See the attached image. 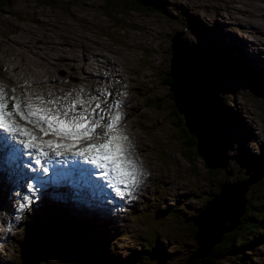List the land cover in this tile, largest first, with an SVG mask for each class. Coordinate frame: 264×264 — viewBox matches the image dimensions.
I'll return each mask as SVG.
<instances>
[{
    "label": "rangeland",
    "instance_id": "obj_1",
    "mask_svg": "<svg viewBox=\"0 0 264 264\" xmlns=\"http://www.w3.org/2000/svg\"><path fill=\"white\" fill-rule=\"evenodd\" d=\"M154 1L158 8H137L138 5L135 6L133 0H6V4L0 8V28L7 31L6 27L13 26L14 34L19 38L25 37V32L21 26H26V28L32 26L40 29L43 26V30L46 29L50 32L38 41V47L16 46L8 50L2 49L0 51V76L2 75L3 78H8L14 82L16 80L15 84L32 80V76L30 78L27 74L24 76V69L6 68L8 61L5 58L8 57L11 60L14 56L24 59L28 65H33L37 61L36 56L38 57L43 51L48 50L57 63L52 67L51 61L47 60L43 63L46 64L47 71L51 70L49 73H53L55 77L40 84L37 82L34 84L35 86L44 85L50 80L60 90L62 96H71V100L79 95V91L86 92L89 88H94V95L100 100L92 101L89 106L84 105L89 109L96 103L102 104L103 98L115 96L113 91H106L103 86L112 85L115 81H126L128 79L126 71L130 69L133 70L131 75L136 77L142 91L148 95V98L150 100L157 99L155 104L158 106L150 107L147 103H143L142 97L133 92L136 83L128 87L129 92L132 93L131 99L133 101L138 100L142 107L140 109L131 108L126 115L130 114L133 119L141 121L139 115L144 113L149 118L148 129L134 125L146 131L149 134L148 137L142 132L134 130L133 142L136 144L139 155L150 157L154 166H156L155 159H157L160 167L155 172V180L159 182L153 181L150 185L153 188L155 185L156 195L145 201L144 209L146 212L151 210L141 217L142 221L135 220L133 215L129 213L126 217L117 218L115 223L108 224L109 232L113 231L114 234L113 237H108L101 244V247L107 255L122 260L121 264H174L173 262L179 258L184 259V254L186 255V253H190L199 247L194 235L198 227H195L193 222L194 231L188 225L189 210H195L196 207L197 212L191 211V213H194L193 218L197 216L201 208L211 198V194L218 190V185L222 181L224 183L238 180L245 182L249 176L247 174L249 165L246 166L242 162L244 159L252 161L253 165L264 164V146L261 144V142L264 144V95L256 94L255 78L251 75L253 72L251 74L240 72L236 63L228 61L229 58L222 51H217L208 45V39L202 37L200 32L192 26L193 21H199L209 36L231 48V51L237 55L244 57L247 55V60L253 69L260 68L264 71V0ZM17 24L20 26L15 27ZM66 28L75 41L70 45L56 42V46L68 47L65 49L67 51L69 48H87V45H90L93 51L87 48V55L84 54L85 56L81 55L76 58H73L69 52H64L59 55L61 56L60 59L57 58L55 50L52 49L54 47L45 44L44 40L49 38L51 34L50 38L60 40L58 33L61 30L65 31ZM2 35L4 34L0 31L1 40L4 39ZM174 36H178L179 40L182 41L181 47L183 51L186 50L187 58L190 57V52L194 55L199 51L186 45L202 43L214 50L221 64L219 94L234 109L233 114L230 115L234 123L228 122L229 136L232 142L228 151L230 158L229 160L224 158L223 164H217L211 160L212 166L217 167L216 170L209 169L203 154L198 153V148L192 149L191 152L195 153L193 158L188 159L187 156H184L180 138L176 129L171 125L170 112L175 109L174 100L172 96H168L170 95V88L167 84L162 83V76H164L165 68L168 67V61L171 65L169 50L172 49ZM199 46L202 48L201 45ZM235 47L238 49L236 50ZM98 51L103 55L100 58L102 65H98L95 59ZM202 54L206 57L205 52ZM186 57L184 60L187 59ZM40 58L42 60V57ZM104 63L108 64L104 65ZM62 65L73 75V81L57 72V69H60ZM98 68L101 69V72H98L100 70ZM104 68L110 69L106 73L105 70H102ZM3 69L7 75L2 72ZM246 72H250L249 69H246ZM49 73H46V76ZM91 73L99 76L98 79L100 80L104 75L110 77L109 79H102V82H97L92 78L93 76H90ZM142 75H144L145 81ZM14 77H17L18 80ZM20 78L21 80L25 79L21 81ZM221 88L222 91H220ZM226 99H231L233 104L229 100L227 102ZM244 113L246 116L252 117V120L245 118ZM180 116L182 117L181 114ZM176 117L174 118L177 119ZM242 127H247L250 133L256 129L258 136L250 135L247 129L242 130ZM152 146L155 148L153 154H150ZM223 153L225 150L222 149V155ZM171 157L172 160L169 162ZM173 157L175 159L172 165ZM254 168L260 169L261 167ZM160 169L171 172L173 188L177 191L169 197L165 205L161 204L167 195L168 184L160 182L162 180V174H158ZM1 184L5 190L4 182ZM158 185L160 186L158 187ZM232 190V193L236 191L240 193V186ZM4 192L7 194L8 191ZM241 192H243V188ZM244 195L252 203L248 206L247 213L251 214V219L258 224L254 230L242 234L247 237V244H243L241 248L242 259L236 260L233 255H229L223 260V264H264V176L251 181L246 187ZM4 196L0 192V200ZM18 197L17 195L16 202ZM9 204H12L10 199L7 198L3 201V205ZM170 204H173V208L181 211L180 214L184 215L185 221H181L179 218V211L170 209L164 213L159 212ZM138 206L136 205V207ZM74 208V205H69L67 208L61 207L59 210L61 213L59 217L62 220L59 222L62 223L60 225L62 230L69 227V221H72L71 225L74 224L76 220L74 218L77 216L73 212ZM10 210H12V206L8 207L7 212ZM136 211H142V209H133V212ZM3 216V213L0 212V223ZM59 217L56 216L55 218L59 219ZM82 218L87 223L84 222L83 225H79L81 230L70 229L72 236L76 235L74 238L79 244L84 243V240L88 239V233H92L100 224L98 214L91 215L89 219ZM236 218V216L233 218L231 225L225 227H232L236 223ZM225 227L220 229L203 250H198L197 254H207L211 244L221 237V232ZM16 229L11 236L0 226V230L5 233L3 234L5 239L0 241V264H25L24 256L21 257L22 243L26 239V234L22 232L23 221ZM78 231L80 232L78 233ZM76 233L84 240L80 239ZM93 236L97 235L90 236L91 243L94 240ZM174 250L177 252L173 253L170 258L167 260L163 258L164 252L170 255ZM35 253L42 260L41 264H83L82 260L77 257L79 255L73 252L70 243L54 249H49L42 243L38 247L35 246ZM91 262L88 261L86 264H93Z\"/></svg>",
    "mask_w": 264,
    "mask_h": 264
},
{
    "label": "snow or ice",
    "instance_id": "obj_2",
    "mask_svg": "<svg viewBox=\"0 0 264 264\" xmlns=\"http://www.w3.org/2000/svg\"><path fill=\"white\" fill-rule=\"evenodd\" d=\"M11 93L9 96L6 86L0 84V147L15 150L16 146L20 145L24 149L34 150L26 154L34 157L36 165H44L41 171L45 174L49 172L46 166L48 161H42L40 157L49 158L50 153H54L55 157H65V159L75 160L76 163L81 162L76 158H82L93 166L94 177H103L113 186L117 195L123 197L127 194L129 198H132L131 194L137 190L145 173L140 158L132 155L134 145L125 134L126 130L118 127L124 119V114L120 111L124 106L123 100H116L113 104L105 103L104 107L111 114V119L104 125L102 133H97V129L105 120L104 109L101 103H96L89 113L84 105H91L92 101L98 100L99 97L82 98L78 95L65 107L60 98L45 99L43 96H29L27 93L18 91L16 87H12ZM9 101L12 103L10 104ZM78 105L81 106L79 109ZM113 108L116 109L114 113H112ZM97 109L101 111L97 112ZM77 111L79 115L70 116V113ZM93 114L97 119H92ZM17 115L25 121V124L38 127L44 136L53 133L80 141L91 139L92 134H97L105 142L88 144L84 148L72 151L75 145L42 140L34 134L32 129L20 125L15 120ZM113 130L117 131V135H109V132ZM61 148L67 149L71 155L65 156V153L58 150ZM29 188L34 191L33 185L30 184ZM31 199L25 197L24 203L18 207L19 213L22 214L29 207ZM19 218L18 215L17 219Z\"/></svg>",
    "mask_w": 264,
    "mask_h": 264
},
{
    "label": "bare ground",
    "instance_id": "obj_3",
    "mask_svg": "<svg viewBox=\"0 0 264 264\" xmlns=\"http://www.w3.org/2000/svg\"><path fill=\"white\" fill-rule=\"evenodd\" d=\"M37 20H38V17H37ZM46 25L49 28L48 24ZM18 26L20 25L18 24L15 25V27H18ZM21 27L23 28L25 32L24 38H19L14 34L13 26L10 28L6 27L8 29L7 31L5 29L0 28L1 29L0 31L2 32V34H4L2 35L4 36V39L3 40L0 39V51L2 49H5V50L12 49V48H15L16 46H20V47L28 46L29 48L38 47V41L42 40L44 35L50 34L48 30L46 29L43 30L44 28L43 26L41 29L35 28L32 26L31 27L29 26L30 28L28 27L26 28V26L25 27L21 26ZM50 36L49 38L44 40V43L52 45L54 47L52 49L55 50V55H57L58 56L57 58L59 59L61 57L59 55H62L64 52H69L73 58H76L77 56H81V55L85 56L84 54L87 55L88 54V52L86 51L87 48L93 51L90 45H87V48L85 47L69 48L67 51L65 49L68 47L56 46L55 45L56 42L60 44L70 45L75 41L69 35L67 28L65 29V31H62V30L59 31L58 36H60V40H55L53 38H50ZM179 44L181 45V41L179 40L178 36H174L175 52H174L173 67H172V74L174 76V84L171 86L172 92L174 90L177 96V100L174 97V102L175 104L178 102V104L184 110H186L187 115H188V122L193 127V129L195 128L199 132L201 136V140H200V144H197V145H199V151L205 157L204 160L206 159L205 162L207 161V164L210 167L212 166V161L217 162V164H223V160L225 157L222 155V149H224L223 147L226 146L227 136H225V141H224L225 145H223L224 143L222 141V133H223L222 125H221V138H220V132L218 128V122H220L221 120V123H222L223 117L221 113V106L216 96V94L218 95V91L216 87L217 86L216 80L218 79V76L213 71L214 62L212 61L211 58L209 57L205 58L202 54H200L201 56H197L196 58L193 57V61L190 64H188L186 60L182 61L181 56L179 55L181 53ZM101 56L103 55L100 53V51H98L95 55V59L98 65L103 64L100 60ZM40 57H42V60ZM36 59L37 61L33 65H28L25 62V60L21 58H17L14 56H12L11 60L8 57L5 58V60L8 61L7 65L5 66L6 68H10L12 70L16 68L20 70L24 69L25 70L24 76H26L25 74H27L29 78L30 76L33 77L32 80H29V81L26 80V82L16 84L18 88L24 89V86H27V85L33 86L37 82L40 84L45 80L55 77L53 73H49L51 72V70L49 72L47 71V66L46 64L43 63V61H46V62L47 60L51 61V67L57 63L55 59L53 58V56L51 55L50 51L48 50L43 51L40 56L38 57L36 56ZM107 64L104 63V65H107ZM109 65L111 66L110 63ZM109 69L110 68H107V69L104 68L102 70L103 71L105 70V72L107 73ZM2 72L6 74L4 69ZM30 72L32 73V75ZM98 72H101V69L98 70ZM46 73H49V75H47L49 76V78L46 76ZM17 74L19 75V73ZM118 75L121 76L120 73H118ZM90 76H93L92 78L97 80V82H102L103 81L102 79H109L110 77L108 75L107 76L104 75L103 78L100 80L98 79L99 76L97 75H94L91 73ZM180 76H181V80H180ZM14 78L16 79L17 77H14ZM6 80H8V78ZM181 81L185 82L184 83V94L183 92H181V88H180ZM212 92H213V98H212ZM231 145L232 144L230 141V147ZM134 147L136 150V154L139 155V153L137 152V147L135 143H134ZM201 153L199 154L202 155ZM144 176H146V173ZM226 188L227 186L224 187V192L222 193V195L216 198L213 201V203L210 204L200 216L198 217L195 216L196 217L195 220L200 224V225L199 224L196 225L198 227V230L195 235L197 244L201 246L199 250H203L204 247L207 246V244H209L210 240L213 237H215V235L218 234L220 229L224 226L223 225L224 220H229L231 224L233 221V218H235V216L238 217V214L242 208V204L244 200L243 195L240 194L238 191H236L235 193H227ZM241 190H242V187L240 188V191ZM226 229L227 227H225L222 230V232ZM222 232H221V235H222Z\"/></svg>",
    "mask_w": 264,
    "mask_h": 264
},
{
    "label": "trees",
    "instance_id": "obj_4",
    "mask_svg": "<svg viewBox=\"0 0 264 264\" xmlns=\"http://www.w3.org/2000/svg\"><path fill=\"white\" fill-rule=\"evenodd\" d=\"M133 1L135 2L134 3L135 6L138 5L137 8H140V7H145V8L148 7L150 9L158 8L155 5L154 0H149V1L148 0H133ZM5 4H6V0H0V8H2ZM193 26L198 27V25L196 24H194ZM181 45H182V41H181ZM181 45H180V50L182 52L183 48L181 47ZM208 45L211 46L210 43H208ZM173 47H174V43H173ZM207 48L210 49L211 52H213L211 47L210 48L207 47ZM169 52L171 53V59H172V54L174 57L175 48L170 49ZM179 55L181 56V59L183 58L182 59L183 61L185 58L184 53H180ZM189 55L190 57L188 58L186 57V58L190 61H193L191 60L193 59V57L196 58L197 56H200L199 54L193 55V53L191 52ZM228 57L231 59L230 56ZM235 62L237 64L238 70L244 73L245 68L242 64L241 58L235 57ZM172 67H173V64L171 62V68H165L164 76H162V83L168 84L167 86H169L170 88L169 90L170 95L168 96H172L173 100L175 97V99L177 100L176 92L174 91L172 92L171 90V86L174 84V76L172 74ZM255 76H256L255 83H256L257 94L264 95V71H262L261 73ZM180 80H181V76H180ZM184 83H185L184 81L180 82L181 92L184 88ZM174 108L175 109L170 112V116L172 117L171 125L176 129L177 135L180 138L182 149H184L182 151L186 154V156H188L191 159L193 158L195 154L194 152H191L192 149L196 150L198 148V153L200 152L199 145L197 144H200L201 136L199 132L195 128L194 130L193 127L188 122L186 110L182 109V107L178 104V102L176 106L174 105ZM179 113L182 115V117L180 116ZM175 116H177L176 117L177 119L174 118ZM206 165L209 167L210 170H216L217 168L216 166L210 167L207 164V161H206ZM249 177L250 175L244 182V183L247 182V184L243 185L244 188L247 187L248 184L251 182ZM241 187L242 186H240V188ZM228 191H230V189ZM249 205H252V203H251V200L248 199L247 197L245 202H243L242 204V208L238 214V217L236 218V223L232 227L227 228L226 230L223 231L221 237L215 240V242L212 244L210 248V251L207 254L205 255L197 254L198 250L201 248V246L199 245L197 249L193 250L190 253H186V256L184 257V259L180 260L179 258L180 261L177 260L175 264H223V260L225 258H227L229 255H234V254H235L234 258H236V260L241 259L242 254L240 253H241L242 245L247 244L244 237H242V234L244 231L254 230L258 224L257 222H255V220L251 219L252 215L247 213L249 210V207H248ZM195 219L196 217L192 218L191 222L189 219L188 223L192 224ZM197 224L199 223L197 222ZM229 224H230L229 220H226L223 222L224 226H228ZM75 236H72L70 231L68 232L65 231L64 233H61V231H59L56 228H52L51 230L41 228V231L33 230L29 232V234L26 236L21 257L24 256L25 264H29L30 262L32 264L34 263L40 264L41 260H39V256L35 253V246L38 247V245H42V243H44L49 249H54V248L63 247L64 245L70 243L73 252L79 255L77 257H79V259L82 260L81 262L83 264H86L88 261H92L91 263L93 264H121V262L118 261L117 259H112L110 255H107L102 249V247L98 243H95L94 240H93V243L79 244L75 240L74 238ZM147 254H150V253H147ZM34 256L38 257L37 258L38 260ZM107 256H110V257H107Z\"/></svg>",
    "mask_w": 264,
    "mask_h": 264
},
{
    "label": "clouds",
    "instance_id": "obj_5",
    "mask_svg": "<svg viewBox=\"0 0 264 264\" xmlns=\"http://www.w3.org/2000/svg\"><path fill=\"white\" fill-rule=\"evenodd\" d=\"M173 43H174V37H173V39H172V48L174 49V47H173ZM186 46H188V45H186ZM188 47H192V46H188ZM193 47H195V46H193ZM195 48H198V47H195ZM198 49H200V48H198ZM173 53V52H172ZM198 53H196V55H197ZM186 60V62L188 63V61H189V63L188 64H190V60H188V59H185ZM170 61L172 62V64H173V54H172V59L170 58ZM184 61V60H183ZM217 68V67H216ZM217 70H219V68L217 69ZM219 72H221V68H220V70H219ZM220 78H221V74H220ZM220 80V79H219ZM168 85V84H167ZM219 81H218V83H217V91H218V96L220 97V100L222 101V103H223V105H224V110H225V113H226V124H225V127H226V129H227V131H226V133L228 134V136H229V128H228V122H230L231 121V123L233 124L234 123V121L231 119V114H233V112H234V109L231 107V106H229L225 101H223L222 100V97L220 96V94H219ZM223 89L221 88V90L220 91H222ZM174 91V90H173ZM227 100V102H228V100H229V102L231 103V99H226ZM225 103V104H224ZM176 106L177 105V103L176 104H173V106ZM184 114V113H183ZM228 116H229V121H228ZM218 122V121H217ZM218 128H219V125H218ZM219 132H220V128H219ZM221 138V137H220ZM229 139H230V136H229ZM229 150V149H228ZM228 150H227V152L225 151V153H223V156L225 157V156H228V158H227V160H229V158H230V156H229V153H228ZM182 154L184 155V156H186V154L182 151ZM187 158L188 159H190L188 156H187ZM244 160H246V162H248V163H245V165L246 166H250L251 164H252V161H250V160H247V159H244ZM252 166V165H251ZM250 166V167H251ZM252 168V171L253 170H255L256 168H254L253 166L251 167ZM263 173V175H262V177L264 176V170L262 169V168H260V169H256L255 170V172H252V173H257V174H260V173ZM247 174L248 175H250L251 176V174L250 173H248L247 172ZM261 177V178H262ZM250 178V177H249ZM260 179V178H259ZM239 181V180H238ZM223 182V181H222ZM222 182H221V184L220 185H218L219 186V188H218V190H217V193L215 192V194L213 195V196H211V198H209L208 199V201L205 203V206L203 207V208H201V211L197 214V216L196 217H198L199 215H201L202 213H203V211L211 204V202L215 199V198H217V196L218 195H220L221 193H222V186L225 184L224 182H223V184H222ZM232 181H230V183H231ZM234 182H236V181H234ZM240 182V181H239ZM233 183V182H232ZM233 191V190H232ZM242 192L240 191V194H241ZM244 197V196H243ZM245 198L247 199V197L245 196ZM195 212H197V209L195 210ZM194 212V213H195ZM194 213L193 214H191L190 215V217H189V219H190V222L192 221V218H193V216H194ZM194 225H195V227H196V225H197V222L194 220ZM186 224H188V223H186ZM188 225H190V227L195 231V228H193V226L194 225H192V224H188ZM247 231H244V233H246ZM223 233V232H222ZM196 235V234H195ZM245 236V235H244ZM242 237H243V235H242ZM241 237V238H242ZM163 249H166V248H163ZM162 249V250H163ZM175 252H177V251H172L171 253H170V255H172L173 253H175ZM235 255V254H234ZM233 255V256H234ZM184 256H186L185 254H184ZM183 256V257H184ZM163 258H166V260L168 259V258H170V256L168 255V254H166L165 252H164V254H163ZM182 258V257H181ZM181 258H180V260H181ZM176 262H174V264H175Z\"/></svg>",
    "mask_w": 264,
    "mask_h": 264
},
{
    "label": "water",
    "instance_id": "obj_6",
    "mask_svg": "<svg viewBox=\"0 0 264 264\" xmlns=\"http://www.w3.org/2000/svg\"><path fill=\"white\" fill-rule=\"evenodd\" d=\"M188 47V46H187ZM193 48H195V47H191V49H193ZM196 51H199L198 53H199V55L200 54H202L204 51L203 50H201V49H198V48H196L195 49ZM188 52V51H187ZM181 53H184V56L186 57V55H187V53H186V50L185 51H182ZM206 53V52H205ZM182 55V54H181ZM203 55V54H202ZM201 56V55H200ZM204 56V55H203ZM205 57V56H204ZM206 57H209V55L206 53ZM205 57V58H206ZM210 58V57H209ZM183 59V58H182ZM191 60H193V59H191ZM192 62V61H191ZM218 68H216V65H215V63H214V66H213V71L215 72V74L218 76V79H220V72H219V70H217ZM185 71V70H184ZM214 74V75H215ZM218 79L216 80V84H217V81H218ZM217 87V86H216ZM218 89V88H217ZM182 92H183V94H184V88H183V90H182ZM216 96H217V98H218V100H219V104H220V106H221V113H222V117H223V122L221 123V120H220V122H218V125H219V128H220V137H221V125H222V128H223V133H222V141H223V143H224V141H225V136H227V140H226V146H224L223 148V150H225L226 152H227V150L229 149V147H230V139H229V136H228V134L226 133V131H227V129H226V127H225V124H226V113H225V110H224V105H223V103H222V101L219 99V97H218V95L216 94ZM212 98H213V92H212ZM187 118H188V115H187ZM223 145H225V143L223 144ZM225 158L227 159L228 158V156H225ZM248 169L249 170H247V172L248 173H250L251 174V176H250V181H253V180H256V179H259V178H261L262 177V175H263V173L262 174H257V173H252V168L249 166L248 167ZM245 184H247V182L246 183H244V182H239V181H236V182H233V183H225L223 186H222V193L224 192V187L225 186H227V188H226V190H227V192L228 193H232L231 192V190L233 189V188H236V187H238V186H242L243 187V185H245ZM244 188V187H243ZM230 189V191H228ZM245 189H246V187L243 189V192L241 193L243 196H244V199L246 200V198H245V195H244V193H245ZM222 193L220 194V195H218L217 196V198L218 197H220L221 195H222ZM216 199V198H215ZM214 199V200H215ZM213 200V201H214ZM245 200H243V202H245ZM213 201L211 202V204L213 203ZM200 216V215H199ZM196 221V220H195ZM224 221H226V220H224ZM197 222V221H196Z\"/></svg>",
    "mask_w": 264,
    "mask_h": 264
}]
</instances>
